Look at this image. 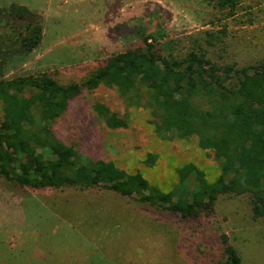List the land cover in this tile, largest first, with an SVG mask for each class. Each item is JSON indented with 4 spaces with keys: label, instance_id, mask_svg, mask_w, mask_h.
Instances as JSON below:
<instances>
[{
    "label": "rangeland",
    "instance_id": "1",
    "mask_svg": "<svg viewBox=\"0 0 264 264\" xmlns=\"http://www.w3.org/2000/svg\"><path fill=\"white\" fill-rule=\"evenodd\" d=\"M12 4L40 18L42 39L20 53L23 26L0 18V80L47 72L61 84L80 83L109 56L144 40L173 56L204 50L220 65L264 60V0H238L233 12L204 0H0L2 9ZM192 102L215 107L211 97ZM95 103L128 116V126L105 127ZM53 130L73 152L138 171L163 192L187 163L209 182L219 176L218 162L195 139L158 138L146 107H127L104 86L71 100ZM221 234L240 264H264V219H252L245 196H219L211 213L182 219L102 188L35 190L0 178V264H215L223 258Z\"/></svg>",
    "mask_w": 264,
    "mask_h": 264
},
{
    "label": "trees",
    "instance_id": "2",
    "mask_svg": "<svg viewBox=\"0 0 264 264\" xmlns=\"http://www.w3.org/2000/svg\"><path fill=\"white\" fill-rule=\"evenodd\" d=\"M214 9L233 12L238 0H204ZM0 18L20 23V53L41 42L40 18L27 7L0 8ZM112 89L127 107L149 110L160 139H195L219 164V176L209 182L194 164L176 170L177 182L163 192L138 171L129 173L113 161L73 152L55 135L53 124L71 100L83 91ZM194 97H211L212 110L199 109ZM0 178L20 188H102L161 208L182 219L213 211L222 195L245 196L252 219H264V60L244 67L220 65L204 50L184 56L164 54L144 40L109 56L82 82L61 84L47 72L0 80ZM98 121L108 129H124L120 116L95 103ZM223 258L215 264H240V257L221 234Z\"/></svg>",
    "mask_w": 264,
    "mask_h": 264
}]
</instances>
